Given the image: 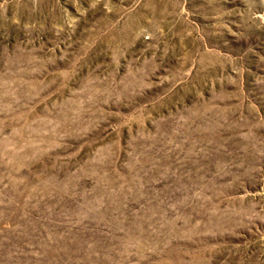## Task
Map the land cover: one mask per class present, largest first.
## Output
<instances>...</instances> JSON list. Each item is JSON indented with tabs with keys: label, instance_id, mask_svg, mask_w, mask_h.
<instances>
[{
	"label": "rangeland",
	"instance_id": "rangeland-1",
	"mask_svg": "<svg viewBox=\"0 0 264 264\" xmlns=\"http://www.w3.org/2000/svg\"><path fill=\"white\" fill-rule=\"evenodd\" d=\"M0 264H264V0H0Z\"/></svg>",
	"mask_w": 264,
	"mask_h": 264
}]
</instances>
